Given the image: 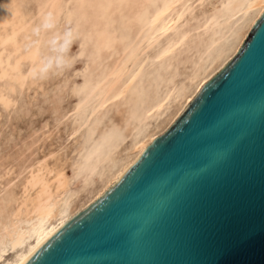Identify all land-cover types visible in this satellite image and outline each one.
<instances>
[{"label": "rangeland", "instance_id": "rangeland-1", "mask_svg": "<svg viewBox=\"0 0 264 264\" xmlns=\"http://www.w3.org/2000/svg\"><path fill=\"white\" fill-rule=\"evenodd\" d=\"M230 1L0 0V264L15 256L17 231L38 219L32 173L56 190L64 172L53 201L66 210L96 195L220 61L227 42L212 41L239 30L236 17L224 19ZM49 13L53 26L37 33ZM69 29L64 66L39 75Z\"/></svg>", "mask_w": 264, "mask_h": 264}, {"label": "water", "instance_id": "water-1", "mask_svg": "<svg viewBox=\"0 0 264 264\" xmlns=\"http://www.w3.org/2000/svg\"><path fill=\"white\" fill-rule=\"evenodd\" d=\"M18 264H264V9L172 124Z\"/></svg>", "mask_w": 264, "mask_h": 264}, {"label": "bare ground", "instance_id": "bare-ground-1", "mask_svg": "<svg viewBox=\"0 0 264 264\" xmlns=\"http://www.w3.org/2000/svg\"><path fill=\"white\" fill-rule=\"evenodd\" d=\"M230 2V5L227 7L228 10L224 12V19L231 20V18L236 17L235 26L238 25L239 30L238 32H230L234 35V37H232L230 33H226V35L218 36L212 41L216 44V41L221 38L224 39L225 42H227V47L223 49L222 56L220 55V61L216 65H214L210 70H207L203 75L201 74V77L198 80L196 87L191 92L187 93L184 97V101L176 108V110L169 114V116L163 122L162 128L159 127V130H155L153 132L145 134L143 137L139 138L135 142L132 154H130L127 159L124 160L119 167H117V169L110 175L107 182H105L104 186L96 193V195H94L90 200L77 207L76 209L70 211L66 210L64 206L58 201H53V196L55 195V192H61V190H63L67 184V179L64 172L58 171L53 179L56 181V190L52 188V180L46 178L44 174L32 173L31 178L29 179V184L33 188L39 186V189L37 191V195H35L32 201L33 206L30 211L36 212L38 214V219L34 221L29 226V228H23L17 231V234L15 235L12 243V248H14L17 252L15 256L8 261L7 264H18L43 240H45L64 220H66L78 210L87 206L89 203L95 200L102 192H104L131 164V162L138 155V153L156 136L163 133L172 124V122L176 119V117L180 114L184 107L193 98V96L203 85V83L210 77H212L219 69H221L224 64L234 55L241 43L244 41L252 24L263 11L264 0H235L233 2ZM174 21L175 17H172L158 26L154 25L151 27V29H149L148 34H152L158 30L165 29L171 24H173ZM138 49L139 46L136 51ZM168 50V48L162 50L159 53V56H163L165 53L168 52ZM136 51L134 52V54L136 53ZM132 55L133 54H131L130 56ZM163 104L164 101H159L157 103V106H162Z\"/></svg>", "mask_w": 264, "mask_h": 264}, {"label": "clouds", "instance_id": "clouds-1", "mask_svg": "<svg viewBox=\"0 0 264 264\" xmlns=\"http://www.w3.org/2000/svg\"><path fill=\"white\" fill-rule=\"evenodd\" d=\"M53 26L52 16L51 14H47L44 16L43 21L40 26L37 27L36 32L39 33L41 29H48ZM72 42L71 37V30L69 29L67 32L64 33V36L62 38H58L56 43L59 44V47L57 49H54V51L58 52V55L46 59L42 65L37 69V72L39 75L43 76L45 75L50 69L53 67L59 68L63 67L65 64L64 55L69 50Z\"/></svg>", "mask_w": 264, "mask_h": 264}]
</instances>
